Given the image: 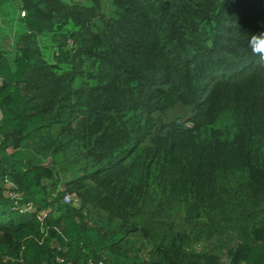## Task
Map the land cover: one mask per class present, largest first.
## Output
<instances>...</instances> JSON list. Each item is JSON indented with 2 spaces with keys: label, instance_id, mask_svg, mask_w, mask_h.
I'll return each instance as SVG.
<instances>
[{
  "label": "trees",
  "instance_id": "trees-1",
  "mask_svg": "<svg viewBox=\"0 0 264 264\" xmlns=\"http://www.w3.org/2000/svg\"><path fill=\"white\" fill-rule=\"evenodd\" d=\"M261 31L264 0H0V264H264Z\"/></svg>",
  "mask_w": 264,
  "mask_h": 264
},
{
  "label": "clouds",
  "instance_id": "clouds-1",
  "mask_svg": "<svg viewBox=\"0 0 264 264\" xmlns=\"http://www.w3.org/2000/svg\"><path fill=\"white\" fill-rule=\"evenodd\" d=\"M248 47L251 53L264 64V31L253 33L248 39Z\"/></svg>",
  "mask_w": 264,
  "mask_h": 264
},
{
  "label": "built area",
  "instance_id": "built-area-1",
  "mask_svg": "<svg viewBox=\"0 0 264 264\" xmlns=\"http://www.w3.org/2000/svg\"><path fill=\"white\" fill-rule=\"evenodd\" d=\"M10 196H11V197H14L15 194H14L13 192H11V193H10ZM65 201H69V198H68V197H65ZM24 207H25V209L29 210V209H30V205H29V203H27ZM42 218H43V215L40 213V215H39V219H42Z\"/></svg>",
  "mask_w": 264,
  "mask_h": 264
}]
</instances>
